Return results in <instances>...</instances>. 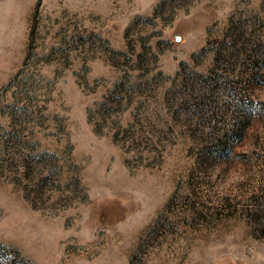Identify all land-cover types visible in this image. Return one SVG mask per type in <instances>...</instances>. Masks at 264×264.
I'll list each match as a JSON object with an SVG mask.
<instances>
[{
    "label": "rangeland",
    "instance_id": "374dc122",
    "mask_svg": "<svg viewBox=\"0 0 264 264\" xmlns=\"http://www.w3.org/2000/svg\"><path fill=\"white\" fill-rule=\"evenodd\" d=\"M0 264H264V0H0Z\"/></svg>",
    "mask_w": 264,
    "mask_h": 264
}]
</instances>
